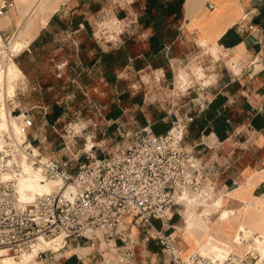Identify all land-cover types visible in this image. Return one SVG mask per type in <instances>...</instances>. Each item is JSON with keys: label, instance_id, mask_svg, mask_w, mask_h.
<instances>
[{"label": "rangeland", "instance_id": "rangeland-1", "mask_svg": "<svg viewBox=\"0 0 264 264\" xmlns=\"http://www.w3.org/2000/svg\"><path fill=\"white\" fill-rule=\"evenodd\" d=\"M23 2L22 0L18 3ZM74 2L77 5L75 14L62 12L59 14L60 21L71 26L73 19L82 17L83 21L90 24V31L81 26L77 33L59 32L54 34L53 40L49 43L33 49L26 48L27 42L30 41L28 30L26 35L20 36L21 43L13 42L12 47H16L17 44L24 45L23 50L15 55L17 57L15 63H11L6 72L0 70V114L5 106L8 116L7 126L0 128L1 134L5 130L9 132L12 130V135L17 138L16 133L19 131L16 126H19L20 120L17 117L20 111L33 109L37 123L31 132L30 140L34 142V148L46 159H54L60 163L69 162L70 173H75L80 166L88 164V158L92 154L102 157L105 154L126 150L132 143L131 135L143 129L138 121L139 110L136 106H128L124 109L125 115L119 120V124L107 119L113 104L119 103L122 92H130V100L142 93L145 101L144 111L147 115L151 113L147 110L146 102L152 101L157 113L167 112L170 118L176 120L187 115L193 116L194 109L200 105L199 101H203L205 90L214 83L215 72L221 71L224 74L228 69L236 72L243 69L236 59H234L235 63L231 61L226 64L214 40L198 32V42L202 47L192 48L189 58L174 65L172 79L146 67L140 73H135L132 69L118 72L122 83L118 88L105 84L97 75H89L87 84L84 85L83 78L77 75V69L74 68V64L81 65L78 56L80 46L86 44L89 56L93 58L95 54L93 43L104 51H109L117 42L125 41L127 35H132L127 34L126 30L129 29L132 21L138 18L144 0H75ZM207 7L210 8L209 2ZM51 16V12L41 16L34 34L38 32L39 27H43L42 18L48 20ZM248 20L242 19L241 22L244 25ZM55 26L58 27V23H55ZM50 31L53 29L50 28ZM137 31L139 34L136 35L140 36V39H145L147 34L144 32L140 35L139 29ZM1 39L4 44L2 36ZM177 54L179 58L183 57L186 54L185 47H178ZM16 66L22 69L26 77L17 73ZM148 96L151 100H148ZM43 108L47 109L48 115H45ZM57 108L62 110V115L53 124L50 117ZM14 109L16 112L13 113ZM194 145L190 132L183 146L185 150L192 151ZM201 149V147L196 148L193 153L202 157ZM205 209L199 208L198 212ZM181 213L184 214V210H181ZM216 213L213 212L210 217L212 222L217 221ZM188 218V227L191 224L194 227L199 224L202 230H206L199 221L201 217H191V220ZM155 226L159 229L156 224ZM172 226L175 228H171ZM127 229L136 243L134 249L129 248L125 243L107 240L106 237L96 242L70 241L68 246L60 251H57L60 247H47L42 257L27 264H65V257L74 253L76 260L78 261L79 257L83 264H150L151 261L142 252L145 250L148 233L154 235V231L136 223L127 226ZM165 229H168L167 233L172 234L177 245L183 249L182 242L185 240V229H187L186 217H173ZM191 233L194 234V239L197 238L196 240L201 243L196 249L202 250L206 242L205 237L200 239L189 227L188 234L191 241L193 238ZM260 236L264 238V235H256V239ZM188 238L187 236L186 239ZM153 240L150 238V243ZM190 246L188 242L185 243V252ZM158 247L162 248L159 243ZM169 261V257L161 251L157 257V264H167ZM16 262L23 264L19 259Z\"/></svg>", "mask_w": 264, "mask_h": 264}, {"label": "built area", "instance_id": "built-area-1", "mask_svg": "<svg viewBox=\"0 0 264 264\" xmlns=\"http://www.w3.org/2000/svg\"><path fill=\"white\" fill-rule=\"evenodd\" d=\"M15 7V2L0 0V18ZM13 37L0 46V70L17 58L10 47ZM43 110L47 115V109ZM17 118L22 143L9 133L0 134V258H18L40 240L59 239L63 250L70 241L96 242L106 237L117 242L124 238L134 249L136 243L127 229L131 217L132 224L154 231L147 240L158 241L170 259L167 264H264V258L254 253L231 254L224 263L200 255L185 260L182 248L165 229L176 208L185 210L190 201L198 209L209 208L221 195L210 167L183 148L194 116L176 118L164 135H156L150 128L133 133L126 150L102 157L92 154L89 163L75 173L69 172V162L36 153L30 140L37 123L33 109L21 110ZM25 161L48 181L58 183V192L22 203L17 181L24 174ZM156 222L162 228H156Z\"/></svg>", "mask_w": 264, "mask_h": 264}, {"label": "crops", "instance_id": "crops-1", "mask_svg": "<svg viewBox=\"0 0 264 264\" xmlns=\"http://www.w3.org/2000/svg\"><path fill=\"white\" fill-rule=\"evenodd\" d=\"M7 1L15 2L16 7L11 9L5 17L0 18V34L4 41L10 39L19 31L20 24L26 22L25 35L29 30L27 33H32L33 39L27 42L26 48H30L42 33L48 30L49 25L47 26V24L50 18L44 21L42 18L43 27H39L38 32L34 34V29L41 16L43 17L50 12L52 16L57 12V14L62 12L69 15L75 14L77 6L75 0H45V2L43 0L40 5L38 4L39 0H23L24 2L20 4L18 2L22 0ZM200 1H203V4ZM207 2L214 8H208ZM67 6H69L68 9ZM217 6H219L218 9ZM42 8L45 10L43 11ZM242 19L248 20L247 23L243 25ZM137 29L140 27L137 25L136 19L132 21L126 32L134 35L138 32ZM231 29H236L242 42L233 47H226L221 44V40ZM222 30H224L223 34L219 36ZM69 31L77 33L72 29ZM181 32L183 36L181 42L185 47L186 54L181 58L171 60L173 68L179 61L189 58L192 48L199 49L202 47L198 42L199 32L214 40L215 45L220 48L223 61L226 64L231 61L234 62L236 59L241 63L243 69L239 72L228 69L224 74L221 71L215 72L214 83L205 90L203 101H199L200 105L192 113L195 118L205 115L209 106L220 96L227 97L228 101L224 107H228L234 113L233 116L235 117L232 118L233 129L227 138L220 140L214 133L202 134L199 140L194 141L195 145L192 146L191 151L202 148L201 153L197 151L202 157L197 155L210 167L212 179L218 184L221 192L222 203L216 210L208 209L202 212H198L197 206L187 205L185 210L176 208L170 217H186L187 229L189 228L188 217H204L200 218L199 221L204 223L206 230L200 229L202 232L198 231L197 234L200 239H204V237L206 239L205 247L207 249L205 251L216 255L217 253L212 250L216 246L223 251L243 256L250 247H254L256 244L253 235H264V128L257 130L252 126L254 118L258 115H264V0H193L191 3L186 0L185 22ZM253 36L257 38L253 39ZM202 41H200L201 45H203ZM128 69L134 70L133 67ZM150 69L166 76V72L162 69L154 70L151 67ZM142 71L144 69L139 72L135 71V73ZM172 74H174V69H172ZM148 100H151L149 96ZM152 104H154L152 101L146 102L147 110ZM245 106L247 109H244ZM137 108L145 114L148 123L147 126L142 127L152 130L151 127L155 122L152 115H147L144 111L145 101L143 108ZM236 112L242 118L239 122H236L239 118L236 117ZM165 113L167 114L163 119L165 123L174 120L170 118L167 112ZM220 114L221 112H219ZM118 122L116 124H119ZM234 181L237 185H233ZM181 210H184V214L181 213ZM206 211L209 213L205 214ZM213 212H217L215 214L218 217L216 222H212L210 218ZM223 213L229 215L226 219L227 222H223L221 219ZM130 223L129 225H133L132 220ZM155 224L160 229L161 223L156 222ZM171 228L175 227L172 226ZM187 229H185V240L182 242L183 247L187 242V236L189 237ZM239 229H244L252 235L241 245L235 242ZM130 239L133 240L131 237ZM126 240L124 238L118 239L122 243ZM190 245L192 246V244ZM199 250L191 251L192 254H189V257ZM161 251L162 248L158 247V243H155L154 240L152 243L150 240H146L145 250L142 253L151 261L150 264H157V257ZM74 256L75 253L65 257V264ZM183 257L184 259L189 258L186 257L185 252ZM74 264L83 263L78 257V261L75 260Z\"/></svg>", "mask_w": 264, "mask_h": 264}, {"label": "trees", "instance_id": "trees-1", "mask_svg": "<svg viewBox=\"0 0 264 264\" xmlns=\"http://www.w3.org/2000/svg\"><path fill=\"white\" fill-rule=\"evenodd\" d=\"M185 4L186 0H144L141 12L137 18V25L140 27V35L144 32L147 34L145 39H140L141 37L136 34L127 35L125 41L117 42L113 49L109 51H104L99 45L93 43L92 48L95 50L93 58H90L86 44L81 45L78 55L81 65L76 66L74 64V68L77 69V75L83 78V84H87L89 75H97L105 84L118 88L122 85L118 72L124 71L129 67H133L136 72L146 67H151L154 70L162 69L166 72V77L172 79L173 66L171 65V60L179 58L177 49L183 46L181 28L185 22ZM57 13L50 18L51 21L49 20L50 23L48 22L47 24V26L49 25L48 30L42 33L32 44L31 48L36 49L40 45L49 43L53 40L54 34L59 32H67L69 29L78 32L81 26L88 31L91 30L90 24L87 21H83L82 17L73 19L71 26H68L64 21H60ZM55 23H58V27L55 26ZM50 28L53 31H50ZM241 42L242 39L236 29L229 30L221 40V44L226 47H233ZM20 70L22 71L21 68ZM24 76L26 77L25 74ZM130 96V92L121 93L119 103L113 104L111 111L107 114L109 121L116 124L123 117L124 109L128 106H136L139 109L144 107V95L142 93L136 95L132 100H130ZM227 101V97H218L209 106V110L205 115L194 118V122L188 129L185 141L190 132L193 142L199 140L202 134L210 135L214 133L220 140L227 138L233 129L232 118L235 117L228 107H224ZM244 109H247V106ZM55 110L50 117L53 124L62 115V110L58 108ZM148 111L155 122L151 128L156 135H164L171 130L174 120L165 123L163 121L165 116H167L165 112L157 113L152 106ZM219 112H221L220 115ZM236 117H239L237 112ZM241 120L242 118L239 117L236 122ZM138 121L143 127L148 125L145 114L141 111H139ZM252 126L257 130L263 129L264 115H258L254 118ZM172 219L173 217H171V221ZM75 260L76 257L74 256L66 264H74Z\"/></svg>", "mask_w": 264, "mask_h": 264}, {"label": "bare ground", "instance_id": "bare-ground-1", "mask_svg": "<svg viewBox=\"0 0 264 264\" xmlns=\"http://www.w3.org/2000/svg\"><path fill=\"white\" fill-rule=\"evenodd\" d=\"M42 1L43 0H39L38 1V4L40 5V3ZM191 1H193V0H189V3H191ZM200 2L202 3L203 1H200ZM193 3H195V2H193ZM191 8H192V5H191ZM196 8L198 9V7H196ZM218 8H219V6H217V9ZM194 12H197V11L194 10ZM25 29H26V22H23L19 26V31L16 32V34L13 37V39L11 40L10 47H11V50L13 52L14 57H16L15 55L18 54V53H20L23 50L24 45L23 44L22 45L21 44H17L16 47H12V45L16 44V42L17 43H21L20 42V36L25 35ZM223 32H224V30L220 31L219 36H221L223 34ZM27 35H28V37H29V39L31 41V39H32V33H27ZM0 39H1V35H0ZM13 42H15V43L13 44ZM215 42H216V40H215ZM0 46L1 47H4L5 46V41H4V44H3L2 39L0 40ZM13 63H15V61ZM7 69H8V67H6V66H4V67L1 68V70L5 71V72H6ZM16 71H17V73L19 75H21L22 77H24L23 72L17 66H16ZM7 117L8 116H7V113H6L5 106H4V109L2 110V113L0 114V128H5L7 126L6 125V122L8 120ZM16 128L19 131V126L18 125L16 126ZM0 131H1V129H0ZM3 133H9L10 135H12L13 134V131L11 130L9 132V131L5 130V131L2 132V134ZM0 134H1V132H0ZM16 134L18 135V137L16 138L17 141L20 142V143H22L21 139L19 138V132L16 133ZM34 149H35L36 153L39 154V152L37 151V149L36 148H34ZM23 167H24V174L21 177H19V179L17 181V195H18V198L20 199V201L22 203L30 204V203H33L35 200H37L39 197H43V196H46V195H53L54 193H57L58 192V188H57L58 187V183L48 181L43 174H41L40 172L32 169L31 168V164L28 161H25L23 163ZM221 203H222V198H221V196H219L212 203V205H210L209 208H206L205 210H208V209L216 210L221 205ZM187 205H189V206H192V205L196 206L192 201H190V203L187 204ZM228 216H229L228 213H223V217L221 218L222 221L223 222L224 221L227 222L228 220H226V219H228ZM201 218H204V217H201ZM188 219L191 220V217H189ZM130 220H132L131 217L128 218V221L129 222H130ZM190 223H192V222H190ZM203 225H204V223H203ZM189 227H190L191 231L193 230L196 233V235H198L197 233L201 229L200 228V225L194 227L191 224V225H189ZM204 227H206V226H203V228ZM188 231H189V228H188ZM191 236H193L192 241H191V238H190V235H189V238L187 239V242L189 244H192V246H191V248H186V252H185L184 247H183V249H182L183 250L182 256H184V252H185L186 253V257H189V254H192L191 251H195L196 248L201 244L200 241L196 240L197 238L194 239V237H195L194 234L191 233ZM251 236L252 235L248 231H246L244 229H239V231L237 232V235L235 237V242L237 244H240L241 245V244L245 243L248 239H250ZM253 240H254V242L256 244H258V246L255 245V247H253V246L250 247L249 250L247 251V253L245 255H247L248 253H254V255L259 254L262 258H264V238H263V236L262 237L260 236L258 239H256V235H253ZM49 246H54V247H58V248L60 247V249H61L60 240L59 239H56L54 241L40 240L33 247L32 251H30L28 253H25V254H23L21 256H19V258H14L12 256H2V258H0V264H18L16 262L17 259H19L23 264L31 263V262L35 261L36 258H38L39 254L41 252H46L44 250L47 247H49ZM60 249L57 250V251H60ZM206 249L207 248L204 245L202 250H199L198 252H196L193 255H200L201 257L208 258V259H212V260H215V261H219L221 263H224L227 260V258H228L229 255L234 254L233 252L223 251L219 247H216L215 246L212 250L214 252H216L217 254L216 255L215 254L212 255V254L207 253L205 251ZM235 255H237V254H235ZM245 255H243V256H245ZM183 259H184V257H183ZM188 259H185V260H188Z\"/></svg>", "mask_w": 264, "mask_h": 264}]
</instances>
